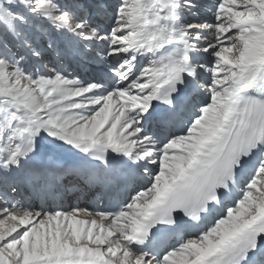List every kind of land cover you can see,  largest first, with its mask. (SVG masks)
<instances>
[{
  "label": "snow or ice",
  "instance_id": "snow-or-ice-1",
  "mask_svg": "<svg viewBox=\"0 0 264 264\" xmlns=\"http://www.w3.org/2000/svg\"><path fill=\"white\" fill-rule=\"evenodd\" d=\"M0 264H264V0H0Z\"/></svg>",
  "mask_w": 264,
  "mask_h": 264
},
{
  "label": "bare ground",
  "instance_id": "bare-ground-1",
  "mask_svg": "<svg viewBox=\"0 0 264 264\" xmlns=\"http://www.w3.org/2000/svg\"><path fill=\"white\" fill-rule=\"evenodd\" d=\"M86 202H82V206H85Z\"/></svg>",
  "mask_w": 264,
  "mask_h": 264
}]
</instances>
